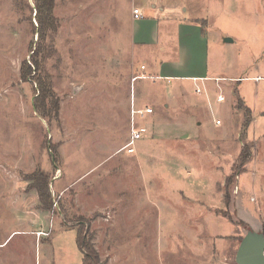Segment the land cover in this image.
I'll return each instance as SVG.
<instances>
[{
    "label": "rangeland",
    "instance_id": "rangeland-1",
    "mask_svg": "<svg viewBox=\"0 0 264 264\" xmlns=\"http://www.w3.org/2000/svg\"><path fill=\"white\" fill-rule=\"evenodd\" d=\"M176 2V16L208 32V75L242 79L140 82L139 106L153 114L137 120L149 133L129 153L130 79L148 61L131 16L148 5L54 0L57 30L37 59L59 106L48 121L36 85L20 79L37 43L34 2L0 0V264H81V222L101 264H235L245 233L264 234V0ZM35 172L48 178V206Z\"/></svg>",
    "mask_w": 264,
    "mask_h": 264
},
{
    "label": "crops",
    "instance_id": "crops-1",
    "mask_svg": "<svg viewBox=\"0 0 264 264\" xmlns=\"http://www.w3.org/2000/svg\"><path fill=\"white\" fill-rule=\"evenodd\" d=\"M164 1L165 0H146V3H143V0H132L138 7L146 4L148 8L152 10L150 13L147 12L145 17L142 16L141 19H134L133 15L131 16L132 41L138 46L140 55L146 56L148 59L147 65L141 63L139 68L133 71L132 76L144 75L149 77L148 79L154 77L163 80L187 81L192 83V87H194V85L198 86V83L203 87L205 82L211 81L214 82L215 86L218 88H220L221 83L239 82L242 79L239 76L215 77L213 75H208V32L205 30V27L203 28V25L198 23L197 19L199 18L192 17L190 19H184L176 16L175 9L178 4L176 0H171L169 4H164ZM138 10L141 13L140 9ZM161 14L165 16H161ZM167 16H172V18ZM172 36L176 41V52L173 56H167L169 54L167 52L168 45ZM159 46L163 47L159 49ZM150 55H152L153 58L150 57ZM157 55H162L164 59H155ZM134 63L135 60L133 59V65H135ZM141 67H143V69H141ZM147 68L151 71H155V75H148L145 71ZM255 78L261 77H248L247 79ZM148 79H139L133 84L134 101L138 108H143L139 106V100H137L138 98L136 97L138 84ZM215 80L219 81L216 82ZM194 91L195 90H193V92ZM130 93L131 91L128 96V115ZM255 95V99H258V94L255 93ZM260 114H264V109L260 111ZM186 122L177 121L174 122V125L176 123L181 128H184L183 125ZM186 137L187 133H183L179 135L177 139L185 140ZM123 146H125V144ZM162 213L163 212H161V214Z\"/></svg>",
    "mask_w": 264,
    "mask_h": 264
},
{
    "label": "trees",
    "instance_id": "trees-1",
    "mask_svg": "<svg viewBox=\"0 0 264 264\" xmlns=\"http://www.w3.org/2000/svg\"><path fill=\"white\" fill-rule=\"evenodd\" d=\"M34 2V18L36 22V34L37 43L30 56V62L23 61L20 67V79L23 82H30L36 85L37 95L34 99V108L39 115L47 119L48 121L58 120L59 106L57 99L53 96L51 85L49 81L43 79L40 74V64L38 58L43 51L46 38L49 33H54L57 30L56 19L53 16L54 0H33ZM200 24V23H199ZM33 68V70H32ZM239 107H242V103L239 101ZM245 118L243 127H247L251 121L250 111L244 109ZM246 149V148H244ZM242 159L246 160L249 157V153L245 150L241 153ZM34 188L37 190L39 201L44 206L49 205V194L47 192L48 178L41 173H33L31 176ZM229 180H227V183ZM47 208V207H46ZM76 233L75 244L77 249L82 254L81 264H101L98 253L91 243V236L88 235L87 228L82 226Z\"/></svg>",
    "mask_w": 264,
    "mask_h": 264
},
{
    "label": "built area",
    "instance_id": "built-area-1",
    "mask_svg": "<svg viewBox=\"0 0 264 264\" xmlns=\"http://www.w3.org/2000/svg\"><path fill=\"white\" fill-rule=\"evenodd\" d=\"M133 18L134 19H141L142 15L139 12V10L134 9L132 12ZM143 69V67H141ZM149 77L144 76V75H133L130 79L131 82V93H130V104H129V140L125 144V146L122 147V149H126L129 153L134 152V146L136 142L139 140L145 138L148 135V129L144 126H138L137 125V120L139 118H143L146 115H150L153 113L152 109L150 107H143V108H138L135 104L134 101V94H133V84L135 81L139 79H148ZM216 82L219 80H215ZM196 93L200 94V90L196 87L195 89ZM216 101L218 103H222L224 101V97L222 95H219L216 98ZM219 121H215V125H219Z\"/></svg>",
    "mask_w": 264,
    "mask_h": 264
},
{
    "label": "water",
    "instance_id": "water-1",
    "mask_svg": "<svg viewBox=\"0 0 264 264\" xmlns=\"http://www.w3.org/2000/svg\"><path fill=\"white\" fill-rule=\"evenodd\" d=\"M225 42L231 43L230 39ZM235 264H264V234L249 230L241 238L234 256Z\"/></svg>",
    "mask_w": 264,
    "mask_h": 264
}]
</instances>
